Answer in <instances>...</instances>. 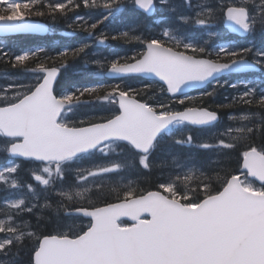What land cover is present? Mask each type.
<instances>
[{
  "label": "snow or ice",
  "instance_id": "snow-or-ice-1",
  "mask_svg": "<svg viewBox=\"0 0 264 264\" xmlns=\"http://www.w3.org/2000/svg\"><path fill=\"white\" fill-rule=\"evenodd\" d=\"M126 2L145 14L155 8L154 0H104L102 4L97 0H48L47 3L0 0V31L40 32L44 25L30 22L33 17L48 15L55 20L57 13L66 17L83 5L86 9L104 11L103 19L90 25H87V16L78 13L75 16L81 30L92 36L93 30L103 20L114 19ZM252 2L240 0L236 4L235 0H218L214 9L197 12L194 23L203 26L227 22L245 33H252L259 24L264 31V0L249 9L247 5ZM121 35L141 47L130 57L113 60L107 67L108 73L120 77L121 81L125 77H153L151 83L132 87L119 82L62 91L59 76L69 56L68 49L49 55L43 48H36L14 57L13 67L24 66L32 58L35 67L25 71L34 77L27 84L9 85L0 97V137L5 138V150L12 157L37 163L38 167L31 173L37 185L20 183L14 178L9 181L19 165L0 171V181L10 183L13 189H26V195L8 203L7 219L0 220V233L4 234L0 237V250L7 251L27 237L34 240L29 264H264V144H247L245 150L238 152L237 167L221 177L222 184L213 191L211 184L201 183L200 190L205 194L198 198L190 194L187 185L193 178L206 177V173L194 165L185 167L177 163L176 167L183 171L173 173L154 190L139 189L129 181L113 186L116 195L111 201L98 204L88 199L86 203L74 204L66 215L87 220L74 232L62 230L59 223L51 233L39 231V223L37 230L25 232L23 229L32 226L27 222L17 223L22 214L50 207L47 203L50 193L68 201L74 198L85 201L87 194L99 190L112 174L125 169L127 165L122 160L109 159L113 145L122 146L121 155L126 152L130 157L128 164L134 159L143 170L151 171L152 157L165 133L173 137L175 144L192 145L191 135L176 139L174 130L186 125H213L219 120L218 112L208 103L216 95V86L198 95L189 94V89L213 82L222 86L219 79L222 74L264 69V47L224 45L209 51L206 46L174 39L168 30L162 37L129 36L127 32ZM106 39L101 33L97 42L103 44ZM88 47L82 44L71 50L72 58L87 56ZM4 57L11 58V53L0 54V59ZM250 83H245V90L233 96L230 103L217 107L231 108L242 103L264 109V88L257 92L258 85L249 87ZM86 94L94 95L95 100L82 99ZM89 103L104 104L106 114L72 118L82 105ZM230 119L248 120L249 117ZM261 121L264 123V117ZM254 134L252 127H230L219 134L218 145L203 142L199 147L235 150L239 141ZM224 136L228 137L227 141ZM96 154L107 162L72 167ZM173 161L179 158L173 157ZM70 174L72 183H66ZM178 182L184 183V191H180ZM41 198L45 201L42 206ZM242 213L255 215V255L249 254L246 244L244 250L229 258L207 254L196 246L187 253L176 245L170 246L167 252L161 251L162 235L194 241L218 222Z\"/></svg>",
  "mask_w": 264,
  "mask_h": 264
},
{
  "label": "trees",
  "instance_id": "trees-1",
  "mask_svg": "<svg viewBox=\"0 0 264 264\" xmlns=\"http://www.w3.org/2000/svg\"><path fill=\"white\" fill-rule=\"evenodd\" d=\"M205 10L215 8L218 0H204ZM48 0H44L47 3ZM104 0H97V3L102 4ZM261 0H253V6L260 4ZM239 4L240 1H235ZM194 0H168V8L164 15V21L156 25L153 19H149L135 10L134 5L126 2L124 7L120 9L114 19L103 20L93 30V35L89 36L87 31L81 30L80 25L76 22L75 16L78 13L80 16H87V25L103 19L104 11L102 8L86 9L81 5L75 12H69L65 17L57 13L55 20L50 16L33 17L44 21L49 26V34L43 38L34 36H18L9 38L7 44L0 47V54L3 52H10L11 58L4 57L0 59V74L4 73L9 77L16 75H23L29 73L25 68L35 67V62L32 58L25 62L24 66L17 65L13 67L14 57L23 54V52L30 49L43 48L49 55H56L65 49L69 50V56L64 61V67L61 68L59 79L63 84L62 91H75L78 87L95 86L99 84L107 85L112 83L123 82L132 87H139L143 83H151L138 77L125 78L121 80H106L102 77V73L107 69L113 60H123L124 57L132 56L141 45L134 40L122 37V33L127 32L129 36H161L164 29H168L174 34L194 35V44L206 46L209 51L216 49L219 42L224 40L227 42H236L228 36L222 29V23L206 24L212 35L206 36L204 33L207 29L197 26L194 23L196 17L194 12ZM247 5L249 9L253 6ZM26 14V10H22ZM86 25V26H87ZM206 27V28H207ZM101 33L107 36L105 43L99 44L97 38ZM214 34V35H213ZM119 37L113 39L112 37ZM250 39V46L264 47V31L261 30L260 25L257 24L255 30L252 32ZM241 41H239L240 43ZM82 44L89 45L87 49V56H81L73 59L71 50L76 49ZM246 47L245 41L241 42L236 48ZM43 55V54H41ZM59 57H57L59 63ZM251 59V57H249ZM87 61V62H86ZM51 64V61H49ZM259 77L262 79L259 89L264 88V69H261ZM226 78L220 79L222 86L209 85L206 89L201 91H210L213 86H216V95L208 100L209 105L213 110L219 114L220 121L214 127L206 129H195L188 126H180L174 130L176 139L186 138L187 135L193 137L192 145H178L173 141V137L166 134L160 141L159 148L152 157L153 167L151 171L143 170L135 160L128 164L130 157L127 153L121 155V145H116L112 154V160H122L127 167L122 169L118 174H112L109 180L103 182V186L99 190H93L87 194L85 201H78L75 198L73 201H68L64 197L58 196L56 193H50L47 203L50 207H40L32 214H22L21 219L17 220L18 224L23 222L29 223L32 227L23 229L27 231H35L39 223V231L45 234L53 232L57 224L62 227L64 231H76L82 224H86L87 220L67 216L66 212L71 210L74 204L86 203L88 199L94 200L101 204L105 201L114 199L116 193L112 191L114 185L119 183L127 184L129 181L134 182V186L139 189L154 190L155 186L163 180L168 179L170 175L177 171H183L176 167L177 163H183L185 167L194 165L206 173V177L201 176L199 179L193 178L188 183L187 188L194 198H198L205 193L201 192V183L211 184L212 190L222 184L221 177L224 176L227 170L237 167L236 161L239 151L245 150L247 144L259 146L264 144V123L261 118L264 117V109L258 105H245L242 103L234 104L231 108H219L220 104H228L232 101V97L242 93L243 87L238 86L233 88L231 85L236 84L241 78L230 77L232 81L225 82ZM258 90V88H257ZM200 91L193 92L192 95H198ZM258 92V91H257ZM139 98V97H138ZM82 99L95 100V96H88L87 94ZM151 102V101H150ZM104 104L89 103L82 105L76 112L73 119H83L88 116H99L106 114ZM71 115V114H70ZM248 116V120H233L230 117ZM239 126L252 127L255 130L253 137L249 139H242L235 150H217L215 148L203 149L199 145L203 142L218 145L220 135L228 128H235ZM225 141L228 140L224 136ZM173 157H178L179 161L174 162ZM26 165V164H23ZM24 167V166H23ZM13 179V176H11ZM20 183H31L32 178L24 173L22 170L14 175ZM73 177L69 176L66 183H72ZM11 181V180H9ZM180 191L185 190L183 182H178ZM66 188V187H65ZM7 191H12V198H21L26 195V189H13L8 185L0 182V220L7 219V205H2L4 195ZM124 189H121L123 192ZM35 202V201H34ZM42 206L45 201L43 198L39 201ZM39 217V221L37 219ZM4 234L0 233V237ZM34 245V240L27 237L16 246L9 248L7 251L0 250V258L3 263L7 264H29L31 249Z\"/></svg>",
  "mask_w": 264,
  "mask_h": 264
},
{
  "label": "water",
  "instance_id": "water-1",
  "mask_svg": "<svg viewBox=\"0 0 264 264\" xmlns=\"http://www.w3.org/2000/svg\"><path fill=\"white\" fill-rule=\"evenodd\" d=\"M153 11L146 15L148 16L152 15ZM30 22L40 23L44 25V30L35 33H15V34H34L40 36L46 34L47 26L45 25L44 22L35 21V20H31ZM223 26L230 33L236 34L238 36H245L247 34L242 30L238 29L235 25H230L227 22L223 23ZM15 34L4 33L0 31V36L15 35ZM258 70L259 68H251V69H246L242 72H232L228 74L251 73V72H256ZM228 74H222L221 76ZM104 76L109 79L120 78V77L111 76L108 73V71L105 72ZM141 78H144L146 80L154 79L153 77H141ZM204 87L205 85H197L195 88L189 89L188 91L190 93L192 91L199 90ZM215 123L217 122H214V124ZM208 126H212V125H208ZM208 126H191V127H208ZM16 159H20L23 161H30L25 158H16ZM128 223H130V221H128ZM256 229H257V225L255 222V215L253 213H242L234 216L231 219L218 222L216 225L213 226V228L209 232L202 235L197 240L194 241L182 240L165 234L160 237L159 244L162 252H167L170 246L176 245L182 251L187 253L188 251L191 250L193 246H196V247H200L205 253L218 256L220 258H229L241 252L242 250H244L243 246L246 244L248 246L247 251L249 252V254L255 255L256 249L253 244V238L255 236Z\"/></svg>",
  "mask_w": 264,
  "mask_h": 264
},
{
  "label": "rangeland",
  "instance_id": "rangeland-1",
  "mask_svg": "<svg viewBox=\"0 0 264 264\" xmlns=\"http://www.w3.org/2000/svg\"><path fill=\"white\" fill-rule=\"evenodd\" d=\"M237 1H239V0H237ZM174 39H176V40H180L181 38H177L176 36H174V35H171ZM186 43H188V42H186ZM33 77L34 76H27V77H23V78H21L20 80H21V82H19V84H27V83H29V82H31V81H33ZM258 77H251V78H248V80L249 81H251L252 83L251 84H255V82H258ZM8 81L10 82L9 84H7V85H1L0 84V97H2L4 94H5V92H7L8 91V88H9V85H19V84H15V83H13L14 82V80L13 79H8ZM223 81H225V82H230V79L229 78H226L225 80H223ZM8 94L9 95H11V92H8ZM5 149V145L4 144H2V145H0V152L1 151H3ZM109 151H111V154L114 152V145L112 146V150L110 149ZM98 156H100L99 154H98ZM101 157V156H100ZM92 157H90V158H85V159H82V160H80V161H78V162H76L72 167L73 168H85V167H90L93 163H97V162H93V158L91 159ZM103 158V157H102ZM102 162H107V161H105L104 159H103V161ZM98 163H101V161H99ZM16 165H18V164H16L15 162H12V161H8L3 167H1L0 168V171H3L5 168H7V167H13V166H16ZM31 169H32V171L36 168V167H30ZM65 190H67V188H65ZM9 203V202H8Z\"/></svg>",
  "mask_w": 264,
  "mask_h": 264
},
{
  "label": "bare ground",
  "instance_id": "bare-ground-1",
  "mask_svg": "<svg viewBox=\"0 0 264 264\" xmlns=\"http://www.w3.org/2000/svg\"><path fill=\"white\" fill-rule=\"evenodd\" d=\"M69 176L72 178V175L71 174Z\"/></svg>",
  "mask_w": 264,
  "mask_h": 264
}]
</instances>
